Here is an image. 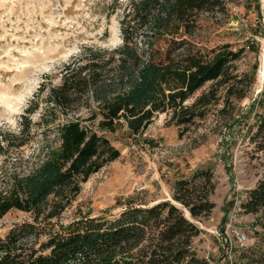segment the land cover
Masks as SVG:
<instances>
[{
	"label": "trees",
	"instance_id": "trees-1",
	"mask_svg": "<svg viewBox=\"0 0 264 264\" xmlns=\"http://www.w3.org/2000/svg\"><path fill=\"white\" fill-rule=\"evenodd\" d=\"M229 2L238 4L113 0L111 13L122 14L121 43L82 45L62 67L58 84H41L19 131L0 128V158L38 135L44 140L41 163L29 173L15 168L0 191V219L11 211L32 218L0 237V264H211L196 248L203 233L196 221L215 208L210 168L176 180L172 201L131 199L116 214L69 224L61 216L92 176L120 158L112 142L119 131L139 136L163 114L177 127H188L221 100L229 105L247 97L248 92L237 93L242 79L233 73L245 48L227 43L205 49L195 37L201 15L225 12ZM240 208L259 216L262 231L255 232L253 244L239 248L234 264H264V176Z\"/></svg>",
	"mask_w": 264,
	"mask_h": 264
},
{
	"label": "rangeland",
	"instance_id": "rangeland-1",
	"mask_svg": "<svg viewBox=\"0 0 264 264\" xmlns=\"http://www.w3.org/2000/svg\"><path fill=\"white\" fill-rule=\"evenodd\" d=\"M112 3L0 0V128L19 131L21 116L41 84H58L62 67L82 45L113 47L121 43L122 14L120 10L111 13ZM237 3L229 2L225 12L214 16L202 14L195 37L205 49L227 43L235 50L245 48L233 73L242 79L235 85L237 93L248 92L247 97L229 105L221 100L209 108L205 119H196L188 127H177L170 115L163 114L139 136L119 131L112 142L121 152L120 158L83 185L62 214V223L106 212L116 214L131 199L147 204L172 201L176 180L198 168H210L216 183L215 208L196 221L203 230L197 251L211 264H234L240 235L247 238V246L253 244L255 232L262 231L259 216L240 207L264 176V81L259 79L264 58V1ZM43 144L38 135L19 152L0 158V191L7 187L15 168L29 173L41 163ZM31 219L21 211L9 212L0 219V237L15 224Z\"/></svg>",
	"mask_w": 264,
	"mask_h": 264
},
{
	"label": "built area",
	"instance_id": "built-area-1",
	"mask_svg": "<svg viewBox=\"0 0 264 264\" xmlns=\"http://www.w3.org/2000/svg\"><path fill=\"white\" fill-rule=\"evenodd\" d=\"M247 244V238L244 235H240L239 237V245L240 247H244Z\"/></svg>",
	"mask_w": 264,
	"mask_h": 264
},
{
	"label": "bare ground",
	"instance_id": "bare-ground-1",
	"mask_svg": "<svg viewBox=\"0 0 264 264\" xmlns=\"http://www.w3.org/2000/svg\"><path fill=\"white\" fill-rule=\"evenodd\" d=\"M259 79H260V82L263 83V81H264V58H263L262 67H261L260 72H259Z\"/></svg>",
	"mask_w": 264,
	"mask_h": 264
}]
</instances>
